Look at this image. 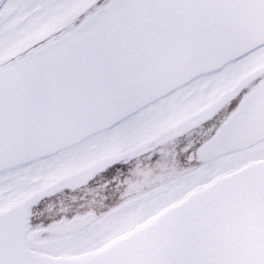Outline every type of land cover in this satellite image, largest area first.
<instances>
[{
  "label": "snow or ice",
  "instance_id": "snow-or-ice-1",
  "mask_svg": "<svg viewBox=\"0 0 264 264\" xmlns=\"http://www.w3.org/2000/svg\"><path fill=\"white\" fill-rule=\"evenodd\" d=\"M0 264H264V0H0Z\"/></svg>",
  "mask_w": 264,
  "mask_h": 264
}]
</instances>
